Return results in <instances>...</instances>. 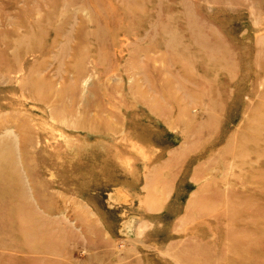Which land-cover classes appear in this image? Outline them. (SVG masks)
I'll use <instances>...</instances> for the list:
<instances>
[{
  "label": "rangeland",
  "instance_id": "374dc122",
  "mask_svg": "<svg viewBox=\"0 0 264 264\" xmlns=\"http://www.w3.org/2000/svg\"><path fill=\"white\" fill-rule=\"evenodd\" d=\"M263 104L264 0H0V264H264Z\"/></svg>",
  "mask_w": 264,
  "mask_h": 264
},
{
  "label": "bare ground",
  "instance_id": "6f19581e",
  "mask_svg": "<svg viewBox=\"0 0 264 264\" xmlns=\"http://www.w3.org/2000/svg\"><path fill=\"white\" fill-rule=\"evenodd\" d=\"M263 106H264V104H263ZM216 196H217L216 192L211 190L210 188L202 190L201 198H203V200H201V198H200V202L199 203H201V204L213 203L214 200L217 199ZM226 197H227V195H226ZM226 197H224V198L227 199V201H225V200L224 201H225V204L226 203L228 204V207L225 205L227 207V208L225 207L226 208V210H225L226 215L225 216L228 219V222H229L228 225H229V228L231 229V227L235 226L236 224H238L240 222L244 223L245 217L247 216V213H246L245 204L241 203V205H238L236 203L234 197L231 194L227 198ZM207 198L209 199V201H206ZM220 198H221V196H220ZM220 214L224 215L223 211H221ZM10 216H11V214H10ZM228 238H230V237H228ZM243 240H244V238H243ZM244 242H245V240H244ZM173 250H174V248H173ZM183 251L185 252L186 250H183ZM169 252H171V250ZM188 255H191L192 257H194L196 259H199V260L203 259L198 254V251H197L196 247L194 248V253L188 252ZM193 255H195V256H193ZM227 255H228V253H225L222 259L226 258V260H227V258H228V260L230 261V259H232V258L231 257H227Z\"/></svg>",
  "mask_w": 264,
  "mask_h": 264
}]
</instances>
